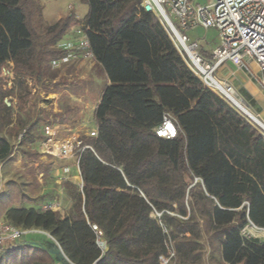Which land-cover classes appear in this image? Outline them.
I'll return each instance as SVG.
<instances>
[{
    "label": "trees",
    "instance_id": "1",
    "mask_svg": "<svg viewBox=\"0 0 264 264\" xmlns=\"http://www.w3.org/2000/svg\"><path fill=\"white\" fill-rule=\"evenodd\" d=\"M78 1L88 7L82 19L69 9L49 24L38 0H0V71L11 62L20 85L39 81L76 27L109 79L95 110L97 135L82 136L88 147L77 153L82 185L63 182L69 210L22 206L30 198L10 180L0 215L46 231L73 264H264V236L243 232L264 229V134L191 71L142 0ZM7 95L0 82V132L24 131L19 144L34 143L41 136L32 131L48 115L28 121ZM164 117L173 138L154 132ZM14 149L0 133V163ZM22 153L34 181L36 170L49 175L42 154ZM0 264L56 263L23 241L0 251Z\"/></svg>",
    "mask_w": 264,
    "mask_h": 264
},
{
    "label": "built area",
    "instance_id": "2",
    "mask_svg": "<svg viewBox=\"0 0 264 264\" xmlns=\"http://www.w3.org/2000/svg\"><path fill=\"white\" fill-rule=\"evenodd\" d=\"M140 6L144 11L152 12L164 25L188 67L202 83L264 134V123L258 114L253 113L239 98L232 83L216 75L220 66L229 63L236 70L244 72L264 94V0H208L205 5L196 0H142ZM196 27L205 30L212 28L217 33V46L209 51L211 60L200 55L199 40H192L187 35L189 30ZM76 33L81 36L79 40H62L58 43L57 47L62 53L52 59L51 64L55 65L52 67L55 68L60 62L67 61L75 51L96 59L86 34L81 29H77ZM43 128L48 138L56 134L50 123H45ZM23 132L18 135V140ZM154 132L162 138H173L177 131L172 120L164 117ZM96 135L97 130L87 134L88 137ZM86 147L88 146L83 145L82 139L75 136L62 145L58 152L53 149L51 154L60 157L77 156V153ZM3 194L4 188L0 186V198ZM55 207V204L44 206L45 209ZM29 230L15 226L0 217V251L13 248ZM244 231L254 236H264V229H257L254 226H247ZM166 261L167 259H163V263Z\"/></svg>",
    "mask_w": 264,
    "mask_h": 264
},
{
    "label": "rangeland",
    "instance_id": "3",
    "mask_svg": "<svg viewBox=\"0 0 264 264\" xmlns=\"http://www.w3.org/2000/svg\"><path fill=\"white\" fill-rule=\"evenodd\" d=\"M38 2L43 5V18L50 22L59 16L65 15L69 9H76V13L80 12L72 0H38ZM196 2L205 5L208 0H196ZM75 28H72L73 33L77 30ZM187 35L192 40H199L200 55L204 59L211 60L209 51L218 43L216 31L212 28L205 30L196 27L189 30ZM80 37L78 35L76 40H79ZM67 40H70V38ZM80 54L75 51L67 61L60 62L55 68L52 67L55 65L51 64L52 59L55 58L53 56L50 62L44 65V74L39 81L27 77L23 85H20L18 79L14 76L12 63H5L0 71L2 88L6 89L8 93L5 100L14 107L15 113H20L18 108L22 106L23 111L28 115V121H37L36 118L46 114L50 123L63 125L59 127V131L70 134V139L73 134H76L79 138H82V136L86 138L87 133L91 131L93 126V108L102 90V80H100L99 65L95 59L83 52H80ZM227 66H230L229 63H227ZM23 98L25 99L24 102ZM21 114L26 117L24 113ZM259 119L264 123L261 117ZM43 126L44 124H38L32 131L35 135H41V139L36 140L33 144L23 145L19 144L16 134H8L6 129L1 130L0 133L9 139L15 149L13 160L0 163V184L14 180L27 195H34L43 189V200H41L39 207L43 208L45 202L55 199L54 204L60 208L61 201H64L65 192L59 190L58 184L54 183L52 176L49 174L47 177H41L42 181L40 183L37 180V175L36 181H34L27 168L23 166L24 161L30 164L31 160L24 157L22 150L34 148L40 151L44 150V154H51L53 151L52 147L47 148L44 145L46 136ZM55 136L63 139V141L53 140L48 141V143H52L55 146L54 150L58 152L61 146L69 142L70 139L67 137L62 138L60 134H55L53 137ZM57 165L62 166V162ZM25 239L38 245L42 243L52 244L49 237L42 232H28L25 234ZM57 262L63 264V259L58 257Z\"/></svg>",
    "mask_w": 264,
    "mask_h": 264
},
{
    "label": "crops",
    "instance_id": "4",
    "mask_svg": "<svg viewBox=\"0 0 264 264\" xmlns=\"http://www.w3.org/2000/svg\"><path fill=\"white\" fill-rule=\"evenodd\" d=\"M72 1L74 2L76 7L78 8V10L80 11L79 13H76L77 12L76 9L74 10L76 15H77V18L78 19H82L85 16V14L87 13V10H88L87 5L84 4V3L79 2L78 0H72ZM60 17H62V16L57 17L52 22H50L48 20L47 21H48L49 24H52L57 19H59ZM73 32L74 31L71 29L69 31V33L64 36L63 40H67L68 38H70V40L74 39L73 41H77L76 39L78 37V34L76 32L75 33H73ZM78 54H80V53L78 52ZM95 61H96V59H95ZM98 65H99L98 69H99V72H100V80H102V90H101L99 98H98V100L96 102V105L93 108L94 122H93V126L91 128V131L92 130H97V122H96V118H95V110H96V107H97V105H98V103L100 101V97L102 95V91H103L104 87L109 83V79L107 77V74H106L105 70L102 68V66L99 63H98ZM216 75L219 78L225 79L228 82L232 83L233 86L236 89V92H237V95L239 96V98H241L247 104V106L252 110L253 113L258 114V116L261 117V119L264 121V94L258 89L256 84L254 82H252L246 76V74L244 72H242L240 70H236L232 65L227 66V63H226V64L220 66L217 69ZM48 123H50V122H48ZM50 124H52L54 130L56 131V135L60 134L62 138H66L67 137L68 139H70V137H69L70 134H68V133L65 134L64 132H60L59 131V129H60L59 127L63 126V125H60L58 123L55 124L54 122H51ZM84 134H86V133H84ZM75 136H77V135L73 134L72 138H74ZM86 137H87V135H86ZM41 138H42V136H41ZM48 139H49L48 137H46L44 139V145H46L47 148L48 147H52L53 149H55V146L52 143H48V141H50V142L53 141V140L63 141V139L58 138L57 136L51 137L49 140ZM29 149L38 151L40 154H42V156L40 157L41 161L51 165V169H50L49 174L52 176V180L54 181V183L58 184V187H59L60 191L65 192V195L63 196L64 197V201L63 202L61 201L60 208L56 206L52 210H57L61 214L66 213L69 210L72 202H71L70 196L68 194V191L63 186V182L69 181V182L75 184L78 187H79L80 184H82V180H81V176H80V172H79V167H78V158H77V156H68V157L60 158V156H53L50 153L44 154V150L40 151V150H37V149H34V148H29ZM60 162H62V166L61 165L60 166L57 165ZM36 166H37V163H36ZM37 175H38V179L37 180L41 183V181H42L41 177L43 178L44 176H43V174L41 172L36 170L35 178H37ZM6 184L7 183H4V182H2L0 184V186H2L4 188V194H5V191H6ZM42 193H43V189L41 191L37 192L34 195H28L30 200L29 201L28 200L23 201L21 205L25 206V207H32L33 206V207H38V208H41V209H45L44 206H46L47 204H54V200L55 199L48 200L47 202H45V205L43 206V208L39 207V205L41 204V200H43L42 199ZM0 217L4 218L3 215H0ZM30 229H32V228H30ZM27 230H29V229H27ZM28 232H42V233L46 234L47 237H49V239L51 240L52 244L48 245V244L42 243V244L38 245L36 243L28 242L25 239V234L28 233ZM26 233L21 237V239L19 241V244L21 242L25 241V242L31 243L33 245H38V246L44 247L50 253L53 254L54 259H55V263L56 264H61V263L57 262L59 256L55 255V253H54V250H57V246L55 244V240L46 231L41 230V229H37L36 231H30L29 230ZM259 236H262V235H259Z\"/></svg>",
    "mask_w": 264,
    "mask_h": 264
},
{
    "label": "water",
    "instance_id": "5",
    "mask_svg": "<svg viewBox=\"0 0 264 264\" xmlns=\"http://www.w3.org/2000/svg\"><path fill=\"white\" fill-rule=\"evenodd\" d=\"M55 244L57 246V250H54L55 255H58L61 259H63V264H73L66 256L65 254L62 252V250L60 249L59 245L57 244V242L55 241Z\"/></svg>",
    "mask_w": 264,
    "mask_h": 264
},
{
    "label": "bare ground",
    "instance_id": "6",
    "mask_svg": "<svg viewBox=\"0 0 264 264\" xmlns=\"http://www.w3.org/2000/svg\"><path fill=\"white\" fill-rule=\"evenodd\" d=\"M59 148H60V147H59ZM59 148H58V149H59Z\"/></svg>",
    "mask_w": 264,
    "mask_h": 264
}]
</instances>
